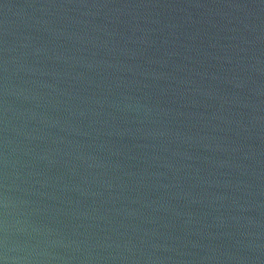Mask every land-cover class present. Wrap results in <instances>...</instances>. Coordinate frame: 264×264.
Segmentation results:
<instances>
[{
    "label": "water",
    "instance_id": "obj_1",
    "mask_svg": "<svg viewBox=\"0 0 264 264\" xmlns=\"http://www.w3.org/2000/svg\"><path fill=\"white\" fill-rule=\"evenodd\" d=\"M0 264H264V0H0Z\"/></svg>",
    "mask_w": 264,
    "mask_h": 264
}]
</instances>
